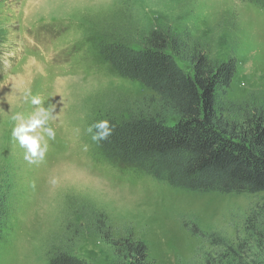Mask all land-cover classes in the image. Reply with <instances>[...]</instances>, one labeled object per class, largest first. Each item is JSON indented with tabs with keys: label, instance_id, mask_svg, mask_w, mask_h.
Wrapping results in <instances>:
<instances>
[{
	"label": "rangeland",
	"instance_id": "rangeland-1",
	"mask_svg": "<svg viewBox=\"0 0 264 264\" xmlns=\"http://www.w3.org/2000/svg\"><path fill=\"white\" fill-rule=\"evenodd\" d=\"M256 1L0 0V198L6 200L0 264H48L52 245H65L94 264H110L113 246L81 217L80 211L94 216L93 208L106 212L114 237L132 233L145 241L151 264H201L212 251L184 220L234 242L246 236L245 220L264 208V191L171 186L106 157L92 139L94 128L88 129L107 108L150 94L100 54L96 31L108 22L129 25L124 29L132 36L154 26H171L175 33L190 29L216 40L217 57L226 59L229 24L235 21L231 37L239 66L229 97L242 100L254 93L264 101V7ZM223 12L228 19L217 25ZM34 96L40 105L31 103ZM40 107L51 111L44 127L55 129L56 137L37 129L48 150L43 160L29 163L12 135L21 122L13 117L27 120Z\"/></svg>",
	"mask_w": 264,
	"mask_h": 264
},
{
	"label": "trees",
	"instance_id": "trees-1",
	"mask_svg": "<svg viewBox=\"0 0 264 264\" xmlns=\"http://www.w3.org/2000/svg\"><path fill=\"white\" fill-rule=\"evenodd\" d=\"M256 2L264 7V0ZM221 19H228L225 12L217 25ZM229 25L232 31L226 44L231 51L226 59L217 57L216 40L195 36L186 28L175 33L171 26H154L134 36L124 29L129 25L108 22L97 28L102 57L120 75L150 91L107 108L95 119L94 125L108 122L107 136L98 140L106 157L192 191H264V101L254 93L242 100L229 97L239 66L231 37L238 26L235 21ZM5 209L2 197L0 218ZM93 210L94 216L80 211L81 217L113 246L110 264H151L145 241L132 233L114 237L106 212ZM183 225L212 247L201 264H264L260 258L264 257V208L247 217L246 236L237 242L197 223L184 220ZM1 233L0 226V237ZM47 257L48 264H94L65 245H52Z\"/></svg>",
	"mask_w": 264,
	"mask_h": 264
},
{
	"label": "clouds",
	"instance_id": "clouds-1",
	"mask_svg": "<svg viewBox=\"0 0 264 264\" xmlns=\"http://www.w3.org/2000/svg\"><path fill=\"white\" fill-rule=\"evenodd\" d=\"M30 94L29 89L24 90V98L27 99ZM31 103L34 105H40L41 100L39 97H32ZM51 117V111L44 107H40L37 112L29 117L27 120H23L20 116H14L13 119L20 120L21 122L13 130L12 135L19 142V145L25 149L24 159L29 163H37L44 159L48 150L47 144H41L43 137L37 133V129L43 128L49 139H55L56 131L52 127H44L47 121ZM108 122L98 121L95 125L91 126L88 131L92 132L93 128L98 131L93 135V140L104 139L108 132L106 131ZM36 133V134H34ZM55 182V181H53Z\"/></svg>",
	"mask_w": 264,
	"mask_h": 264
}]
</instances>
